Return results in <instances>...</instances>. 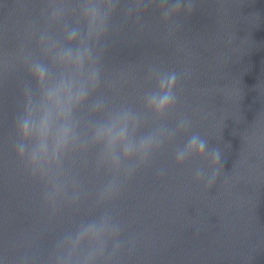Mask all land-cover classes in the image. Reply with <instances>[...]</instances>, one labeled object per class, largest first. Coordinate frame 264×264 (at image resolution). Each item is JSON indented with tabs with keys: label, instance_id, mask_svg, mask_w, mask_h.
Returning <instances> with one entry per match:
<instances>
[{
	"label": "water",
	"instance_id": "water-1",
	"mask_svg": "<svg viewBox=\"0 0 264 264\" xmlns=\"http://www.w3.org/2000/svg\"><path fill=\"white\" fill-rule=\"evenodd\" d=\"M185 0H0V264H195Z\"/></svg>",
	"mask_w": 264,
	"mask_h": 264
},
{
	"label": "clouds",
	"instance_id": "clouds-1",
	"mask_svg": "<svg viewBox=\"0 0 264 264\" xmlns=\"http://www.w3.org/2000/svg\"><path fill=\"white\" fill-rule=\"evenodd\" d=\"M215 159L217 161H219V159H220V155H219V151L218 150L215 151Z\"/></svg>",
	"mask_w": 264,
	"mask_h": 264
}]
</instances>
